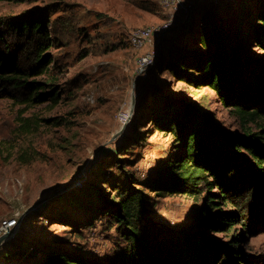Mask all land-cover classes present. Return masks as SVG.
I'll list each match as a JSON object with an SVG mask.
<instances>
[{
    "label": "rangeland",
    "instance_id": "1",
    "mask_svg": "<svg viewBox=\"0 0 264 264\" xmlns=\"http://www.w3.org/2000/svg\"><path fill=\"white\" fill-rule=\"evenodd\" d=\"M185 1L190 8L180 15V25L160 42L155 37L139 48L131 42L132 29L169 22L170 12L161 0L0 1V16L44 13L54 39L44 54L53 59L48 71L31 79L53 81L61 91L55 105L51 100L27 104L0 97V237L7 234L0 244V264H16V257L4 258L7 249L52 240L98 257L112 254L122 243L119 227L101 208L120 200V186L151 197L152 224L176 229L190 224L205 192L195 198L153 191L159 170L176 151L174 135L158 129L153 118L177 107L179 113L211 116L229 130L240 128V120L209 86L179 79L164 62L156 66L161 47L166 53L191 18L210 7L204 0L199 5ZM261 1L221 0L219 10L227 25L236 26L238 5H245V34L254 16L251 10ZM253 55L264 56V51L252 48ZM28 122L40 123L28 130ZM4 143L16 144L10 158ZM44 197L40 207L30 210ZM13 219L17 223L7 227ZM237 226L246 234L240 245L247 258L264 264V222L250 231L242 223ZM209 233L219 240L230 236Z\"/></svg>",
    "mask_w": 264,
    "mask_h": 264
},
{
    "label": "trees",
    "instance_id": "2",
    "mask_svg": "<svg viewBox=\"0 0 264 264\" xmlns=\"http://www.w3.org/2000/svg\"><path fill=\"white\" fill-rule=\"evenodd\" d=\"M209 6L199 18L194 15L169 44V60L164 61L168 51L161 47L163 55L155 62L157 67L161 62L169 65L183 81L209 86L240 120V128L229 130L211 116L198 118L191 110L179 113L177 107L169 115L153 118L158 129L174 135L176 149L159 170L153 191L195 198L205 192L190 224L180 229L152 224L147 201L151 197L141 189L120 186L116 194L120 200L101 208L119 227L122 243L112 254L98 257L52 240L7 249L6 260L16 257V264H254L240 245L246 234L237 231V225L242 223L250 231L264 222V56H249L252 48L264 51V0L251 10L256 19L251 18L247 34L245 5H238L236 26L227 25L220 5ZM47 21L44 13L0 16V97L27 104L59 102L61 91L55 82L31 79L48 71L53 59L44 54L54 45ZM38 123L24 125L32 130ZM14 143H4L9 158ZM210 231L230 236L219 240Z\"/></svg>",
    "mask_w": 264,
    "mask_h": 264
},
{
    "label": "built area",
    "instance_id": "3",
    "mask_svg": "<svg viewBox=\"0 0 264 264\" xmlns=\"http://www.w3.org/2000/svg\"><path fill=\"white\" fill-rule=\"evenodd\" d=\"M209 3H213L216 5H221V0H205ZM162 6L170 12L169 22H165L163 25L159 26H138L132 29L130 38L131 42L135 47H142L150 41L152 43L155 37L159 38L157 41L159 42L162 39L163 35L172 29L173 26L180 25L179 17L180 15L188 11L190 5L185 0H161ZM190 4V3H189ZM162 37V38H161ZM17 219H13L8 221L7 227L13 226L17 223Z\"/></svg>",
    "mask_w": 264,
    "mask_h": 264
},
{
    "label": "water",
    "instance_id": "4",
    "mask_svg": "<svg viewBox=\"0 0 264 264\" xmlns=\"http://www.w3.org/2000/svg\"><path fill=\"white\" fill-rule=\"evenodd\" d=\"M201 1H203V0H196L195 3L197 2L198 4H200ZM204 1H205V0H204ZM159 42H160V41H159ZM45 200H46V197L40 199L39 201H37V202H36V203L30 208V210H32V209H37L38 207L41 206V204H43V202H44ZM6 237H7V234H6V235H3V236L0 237V244L4 241V239H6Z\"/></svg>",
    "mask_w": 264,
    "mask_h": 264
}]
</instances>
